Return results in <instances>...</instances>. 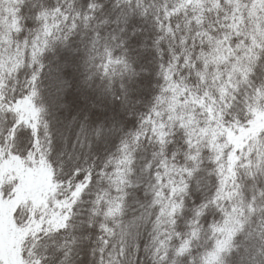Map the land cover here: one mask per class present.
<instances>
[{
	"label": "snow or ice",
	"instance_id": "snow-or-ice-1",
	"mask_svg": "<svg viewBox=\"0 0 264 264\" xmlns=\"http://www.w3.org/2000/svg\"><path fill=\"white\" fill-rule=\"evenodd\" d=\"M0 264H264V0H0Z\"/></svg>",
	"mask_w": 264,
	"mask_h": 264
}]
</instances>
